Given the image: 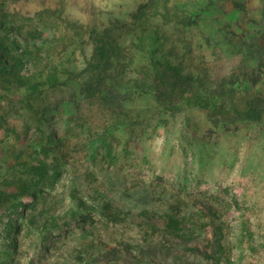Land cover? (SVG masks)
Here are the masks:
<instances>
[{"label":"rangeland","instance_id":"rangeland-1","mask_svg":"<svg viewBox=\"0 0 264 264\" xmlns=\"http://www.w3.org/2000/svg\"><path fill=\"white\" fill-rule=\"evenodd\" d=\"M0 48V264H264V0H0Z\"/></svg>","mask_w":264,"mask_h":264},{"label":"trees","instance_id":"trees-1","mask_svg":"<svg viewBox=\"0 0 264 264\" xmlns=\"http://www.w3.org/2000/svg\"><path fill=\"white\" fill-rule=\"evenodd\" d=\"M150 36L152 38V44L153 45H162V41H161V38L158 36V32L157 31H154V32H151L150 33ZM103 46V48L105 47V49H107L108 51H111L113 50V47L115 46H119V44L116 42V41H112V42H106L105 44H101ZM6 46H3V49L4 51H6V53H8V49L5 48ZM1 49V48H0ZM164 62L161 61V64H163ZM10 67V63L3 58V56L0 54V76L7 72L8 69ZM208 92V91H207ZM206 99L207 101H211L212 102V98L209 96V94H206ZM218 99L219 102H217L219 105L220 103H222L225 99L224 98H221V97H218L216 98ZM206 104L204 105H207V102H204ZM216 103V105H218ZM215 110L216 111V114L219 115V116H224L225 114H232V118L231 119H242V120H245V119H251V120H255V119H263V116H262V112L263 110L261 108L259 109H256V108H249V109H239L237 106L233 105V106H229V108H225L223 106H216L215 107ZM8 225L14 227L15 225L13 224V222H9Z\"/></svg>","mask_w":264,"mask_h":264}]
</instances>
